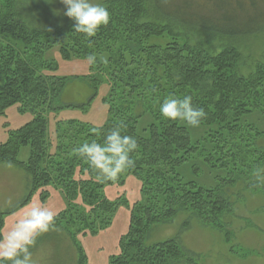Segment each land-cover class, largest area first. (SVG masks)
<instances>
[{
	"label": "trees",
	"instance_id": "trees-1",
	"mask_svg": "<svg viewBox=\"0 0 264 264\" xmlns=\"http://www.w3.org/2000/svg\"><path fill=\"white\" fill-rule=\"evenodd\" d=\"M17 1L0 0V117L16 107L19 114L29 113L32 119L7 131V141L0 145V164L11 161L29 180L18 208L29 204L35 194L44 203L48 190L58 191L65 209L55 215L54 230L71 241L75 264H87L78 238L110 227L122 207L129 211V226L118 240L119 252L108 264H194L195 257L184 252L178 238L145 244L153 226L168 224L179 213L188 219L181 230L194 219L202 227L218 230L229 243L231 234L222 217L233 211L222 190L240 185L243 191L264 194V184L253 178L255 168L264 166V128L260 127L264 125V66L257 65L254 74L245 76L237 68L242 56L234 46L217 55L209 49L220 39L260 34L264 19L203 20L191 8L181 11L175 6L166 12L163 0H148L154 19L145 22L147 0H104L109 24L95 37L85 38L73 31V21L57 19L54 26L27 23ZM183 28L203 42L190 46L175 33ZM54 49L66 62H87V55H97L89 74L80 78L92 90L91 98L78 108L88 107L98 88L106 85L107 122L102 126L54 120V130L48 131L49 115L72 107L60 97L74 80L58 77L57 65L45 59ZM185 95L207 114L197 127L201 128L199 138H191V127L184 122L168 121L159 113L164 99ZM254 115V120H246ZM121 123L122 134L137 139L138 148L132 154L135 167L118 181L98 183L95 172L72 149L93 139L102 142ZM27 148L28 158L19 160L21 150ZM189 163L194 174L199 171L196 163L214 172L218 186L208 189L194 180L185 181L179 168ZM130 176L139 183L141 200L132 205L123 195L108 200L105 190L121 188ZM6 215L0 213V235Z\"/></svg>",
	"mask_w": 264,
	"mask_h": 264
},
{
	"label": "rangeland",
	"instance_id": "rangeland-1",
	"mask_svg": "<svg viewBox=\"0 0 264 264\" xmlns=\"http://www.w3.org/2000/svg\"><path fill=\"white\" fill-rule=\"evenodd\" d=\"M104 0H96L102 4ZM164 8H168L166 12H171L173 8L183 10L191 8L197 12L203 20L209 19H224L225 21L235 18L245 21L256 19H264V0H163ZM148 16L145 22L153 21V10L151 3L147 0ZM20 15L27 23L36 21L37 25L54 26L57 24V19H64L67 24L70 19L63 15L64 6L59 0H18L16 2ZM175 7V8H176ZM236 20V19H235ZM237 21V20H236ZM183 40L187 39L190 46L195 47L203 42L196 33L190 29L183 28L181 31H175ZM234 46L242 56V60L238 64L239 72L245 76L252 75L257 69V65L264 66V30L252 37H245L238 40L220 39L212 44V49L209 52L212 55H217L226 48ZM45 59L53 61L57 65L58 71L56 75L72 78L61 94V102L64 105L72 106L65 108L58 113H51L48 117L49 129L54 130L55 121H77L95 126H102L107 122V107L103 104L107 94V86H101L96 91L94 100L88 107L83 110L78 107L86 103L92 95V90L85 81L80 80L82 76L88 75L89 64L84 61L69 60L62 61L57 49L47 52ZM79 78V80L75 79ZM2 79L0 78V86ZM10 111L8 118L12 123V128L23 124L26 121H31L32 116L29 113L25 115L16 114ZM254 116L247 117V121L254 120ZM18 124L14 123V120ZM1 121V120H0ZM20 122V123H19ZM20 126V125H19ZM22 126V125H21ZM6 128L8 125L6 124ZM264 128V125H260ZM201 128H190L191 138L198 137ZM201 133V132H200ZM200 135V134H199ZM53 137V135H51ZM199 138V137H198ZM28 148L22 149L18 158L25 161L28 155ZM201 163V162H200ZM199 171L196 174L192 173L191 163L179 168V174L182 175L185 181L194 180L200 186L213 189L217 187L214 172H210L207 167L196 163ZM11 196L9 201L12 204H7L11 207L17 206L18 198L20 197L22 184L20 176L7 169H1L0 165V185L6 186ZM51 197L47 199L45 206L42 203L39 206L45 207L55 214L65 209V203L57 191L48 190ZM223 195L227 196L228 202L232 206V214L223 216V223L226 229L230 232V242L224 241V235L218 230H213L207 226H201L194 219L190 220L189 227L186 230L182 229V224L187 221L186 215L179 213L168 224H157L153 226L145 244L155 245L159 242L168 241L169 239L178 238L181 248L185 253L193 255L194 264H264V194L252 191H243L242 186L238 185L235 188H224ZM123 195L124 199L132 205L134 202L140 201V187L137 179L130 176L125 179V183L121 188L110 186L105 190V196L108 200H116ZM1 210L5 211L4 202L0 203ZM33 206V204H32ZM37 207V206H36ZM22 217V216H20ZM15 218V219H14ZM18 219H13L7 223L4 234L10 230L13 222ZM129 211L122 207L117 210L112 218V224L107 229L100 231L95 236L88 235L80 236L79 244L84 250L87 258V264H108L112 255L119 252L118 240L127 231L129 226ZM32 248L33 257L37 260V264H75L76 256L71 241L60 230L56 229L53 232H48L42 236V239H37Z\"/></svg>",
	"mask_w": 264,
	"mask_h": 264
},
{
	"label": "clouds",
	"instance_id": "clouds-1",
	"mask_svg": "<svg viewBox=\"0 0 264 264\" xmlns=\"http://www.w3.org/2000/svg\"><path fill=\"white\" fill-rule=\"evenodd\" d=\"M59 2L64 6L63 15L73 21V31L85 38L95 37L102 26L109 24L108 9L96 0ZM99 59L106 62L103 57ZM86 60L89 65H95L98 57L93 53L87 55ZM159 113L168 121L184 122L191 128L199 127L207 115L203 108L193 105L190 95L182 99L171 96L164 99L159 104ZM124 127L123 123L117 124L103 136L102 142L93 139L72 149V154L95 172L98 183L118 181L123 173L135 167L132 154L138 148L137 139L122 134ZM6 166L13 167L11 161L6 162ZM253 178L258 184H264V166L255 168ZM55 215L53 211L37 206L16 219L10 230L0 235V264H37L32 248L40 236L55 229Z\"/></svg>",
	"mask_w": 264,
	"mask_h": 264
},
{
	"label": "crops",
	"instance_id": "crops-1",
	"mask_svg": "<svg viewBox=\"0 0 264 264\" xmlns=\"http://www.w3.org/2000/svg\"><path fill=\"white\" fill-rule=\"evenodd\" d=\"M10 111H14L15 112V115H14V117L15 116H17L16 114H19L18 112H17V108L16 107H14V108H10V109H7L5 112V115L3 116V117H0V145H2V144H4V142H6L7 141V138H8V135H7V131L8 130H15V129H17V128H20V127H22V126H24V125H26V123L28 122V121H26L25 123H23V124H18V122H16L14 119V123H16V124H18V126H15V127H11L12 126V123L9 121V118H8V115H9V113H10ZM20 123V122H19ZM6 124L8 125V127L6 128L5 126H6ZM20 125V126H19ZM22 125V126H21ZM21 154V153H20ZM27 159V158H26ZM1 165V169H7V171H9V172H13V173H15L16 175H18V177L20 176V181H21V184H22V190H21V194H20V197L18 198V200L19 201H17L18 203V205H20V203L22 202V200L25 198V196L27 195V192H26V190H27V187H28V182H29V180H28V178H27V176H26V174H25V172L22 170V169H19L18 167H11V168H9V167H7L6 166V164H0ZM7 192H9V190L7 189V184H6V186H1L0 185V203H2V202H4V204L6 205V206H3V207H5L6 208V210L5 211H3V210H1L0 209V213H6L7 215H6V218H5V221H4V229H3V231H2V235L4 234V231H5V228H6V225H7V223H9L12 219H13V217H17V218H20V216H23V215H25L28 211H30V209L32 208V207H36V206H39L40 204H42V203H40V201H39V193L38 194H35V195H33L32 196V198L30 199V201H29V204H27V205H25V206H23V207H19L18 208V205L17 206H13V207H11V206H9V205H7V204H12L10 201H9V197L11 196V194L9 195ZM58 192V191H57ZM59 193V192H58ZM59 195H60V193H59ZM50 197H51V194H50ZM49 197V198H50ZM60 197H61V199H62V196L60 195ZM48 198V199H49ZM48 201V200H47ZM47 201H45L44 203L45 204H42V206H45L46 205V203H48ZM62 202H63V199H62ZM65 203V202H64ZM32 204H33V206H32ZM0 206H2V204H0ZM1 208V207H0ZM64 210V209H63ZM62 212V211H61ZM60 213V212H59ZM58 213V214H59ZM57 215V214H56ZM15 219V218H14ZM50 232V231H49ZM44 235H46V234H43L42 236H44ZM42 236H40L39 237V240H41L42 239ZM80 239V237L78 238V240ZM38 241V240H37ZM72 245V244H71ZM75 251V250H74Z\"/></svg>",
	"mask_w": 264,
	"mask_h": 264
}]
</instances>
